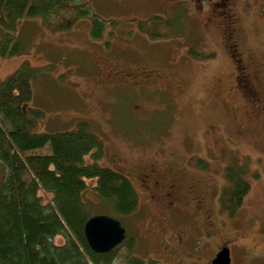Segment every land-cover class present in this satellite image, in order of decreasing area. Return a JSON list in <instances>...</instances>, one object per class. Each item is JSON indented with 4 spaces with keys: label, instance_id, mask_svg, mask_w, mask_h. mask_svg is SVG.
<instances>
[{
    "label": "rangeland",
    "instance_id": "obj_1",
    "mask_svg": "<svg viewBox=\"0 0 264 264\" xmlns=\"http://www.w3.org/2000/svg\"><path fill=\"white\" fill-rule=\"evenodd\" d=\"M223 2L79 0L90 9L88 17L76 18L64 31L49 29L39 18L21 20L14 34L20 52L0 55V83L23 65L33 72L32 98L24 109L42 113L36 133H72L84 126L103 146L104 156L95 163L130 181L139 206L119 221L133 240L130 257L145 263L209 264L216 247L231 239L237 240L233 264H258L251 256L264 253L259 233L264 223V110L248 118L246 98L232 89L239 66L224 46L227 23L217 13ZM226 2L232 40L264 109V0ZM153 17L181 25L180 30L158 39L140 32L139 24ZM94 18L103 25L98 38L91 36ZM135 68L147 71L149 79L161 73L171 80L131 85V78L124 77L139 71ZM146 165L164 173L173 169L188 198L206 187L215 231H208L189 208L174 216L152 202L138 183ZM227 167L241 172L251 189L234 218L217 212L228 185ZM4 177L0 162V182ZM88 185L92 188L93 181ZM39 196L50 203L49 194ZM83 197L96 214L111 215L110 205L91 189ZM53 241L63 243L60 236ZM117 251L114 264H123L125 248Z\"/></svg>",
    "mask_w": 264,
    "mask_h": 264
},
{
    "label": "trees",
    "instance_id": "obj_2",
    "mask_svg": "<svg viewBox=\"0 0 264 264\" xmlns=\"http://www.w3.org/2000/svg\"><path fill=\"white\" fill-rule=\"evenodd\" d=\"M78 1L0 0V55L12 57L20 52L14 34L21 20L39 18L49 29L64 31L76 18L88 17L90 9ZM180 26L153 17L141 22L139 30L158 39L169 30L179 31ZM102 27L94 18L91 36L98 38ZM32 74L23 65L0 83V162L5 167L0 182V264H114L121 246L126 253L123 264H159L130 257L134 244L127 232L122 244L108 254L97 255L89 249L84 225L98 214L85 202L84 194L91 189L110 205L112 217L118 220L136 211L139 198L124 175L95 163L104 156L103 146L84 126L72 133L35 132L42 113L24 109L32 98ZM226 175L228 185L219 202L232 216L250 184L233 168ZM88 181H93L92 188ZM41 192L51 196L50 203H43ZM57 236L63 239L60 245L53 241Z\"/></svg>",
    "mask_w": 264,
    "mask_h": 264
},
{
    "label": "flooded vegetation",
    "instance_id": "obj_3",
    "mask_svg": "<svg viewBox=\"0 0 264 264\" xmlns=\"http://www.w3.org/2000/svg\"><path fill=\"white\" fill-rule=\"evenodd\" d=\"M217 7L221 10V12L217 11L218 16H220L219 19H222L227 23V26L225 27V35H224L225 45L224 46L229 56L235 61L234 63L237 64V66H239L238 67L239 73L235 76V83L232 89L237 90L244 95V97L246 98L248 102V107H249L247 111V117L252 119L260 115L262 111L264 110L261 104V98L258 93L257 87L255 83L253 82L252 76L249 73L248 67H246L245 64L243 63L242 53L237 47V44L235 43V41L232 40V37H234L235 31L232 28L233 21H232L231 14L229 13L226 0H224L222 4L217 5ZM237 66H236V69H237ZM136 70H139V71L130 70V72H132L133 74L126 73L124 77L126 79L127 78L132 79V80L129 79V83L131 85L139 84V80L142 83L161 82L164 84L169 83L171 80L170 77H167L165 75H160L161 73L155 74L156 78L149 79V77L144 76L146 75L145 72L147 71L140 70V69H136ZM151 72L152 71H150V73ZM114 74L116 75V72ZM236 134L241 136L242 135L241 130L237 129ZM227 168L228 169L226 170V172L232 169L231 167H227ZM171 171L172 172L169 173L167 170V172L164 173V171L160 170L155 165H146L145 169H143V172H140L138 176L139 186L142 188V190L146 192V194L148 195V197L150 198L152 202L161 203V205L166 209V211H168L172 215L181 216L184 214V210L189 208L193 212V216L195 217L199 216L203 219L205 228L208 231L214 232L215 229L212 223L213 221L212 216L209 215V208L206 205V200H207V197H209V195L204 196V191L206 190V187H199L200 192L197 193L196 196H191V198L190 197L188 198L187 196L181 193V188L179 187L176 174L174 173L173 169H171ZM250 190L251 189H249L245 197L249 194ZM220 196H219V201H220ZM217 212L218 213L224 212L227 215V217L229 216L232 218H234V216L236 215L235 214V215L230 216L228 212L224 211L221 207L218 208ZM259 233L263 234L264 236V223L260 224ZM235 241L237 240L231 239L229 240L228 243L217 246L214 252L215 253L214 257L222 248H227L229 250L231 264H233L232 263V252H233L232 245H234ZM244 253L247 254V251H245ZM251 257L253 258L255 262L257 261L258 264H261L260 259L262 260L264 259V253H261L260 255L253 254Z\"/></svg>",
    "mask_w": 264,
    "mask_h": 264
},
{
    "label": "water",
    "instance_id": "obj_4",
    "mask_svg": "<svg viewBox=\"0 0 264 264\" xmlns=\"http://www.w3.org/2000/svg\"><path fill=\"white\" fill-rule=\"evenodd\" d=\"M83 231L89 249L97 255L110 253L122 244L126 236L121 222L108 215L91 216ZM209 264H231L229 250L222 248Z\"/></svg>",
    "mask_w": 264,
    "mask_h": 264
}]
</instances>
